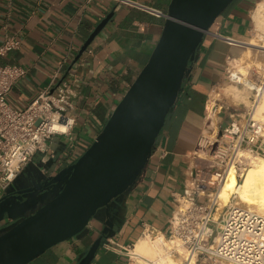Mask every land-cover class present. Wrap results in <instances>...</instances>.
Segmentation results:
<instances>
[{
    "label": "crops",
    "instance_id": "crops-1",
    "mask_svg": "<svg viewBox=\"0 0 264 264\" xmlns=\"http://www.w3.org/2000/svg\"><path fill=\"white\" fill-rule=\"evenodd\" d=\"M129 1L132 4L114 0H0V47L7 38L21 43L17 50L0 57V63L20 65L27 71L8 97L10 106L25 110L58 81L69 80L75 91V145L81 151L88 149L148 64L173 2ZM263 1L235 0L212 26L138 183L92 221L86 236L61 243L30 264H79L110 226L115 236L101 246L92 264H132L130 256L146 230L155 235L168 232L177 201L199 169L201 140H209L228 123L217 99V120L210 118L211 101L229 80L231 63H242L248 52L246 42L253 51L254 13ZM112 12L111 22L74 64L83 45ZM227 39L239 44H230ZM71 145L65 138L52 140L48 151L39 153L17 178V186H31L40 171H47L50 161L58 158L57 172L59 165L65 164ZM4 196L0 188V200ZM12 223L0 220V231Z\"/></svg>",
    "mask_w": 264,
    "mask_h": 264
},
{
    "label": "water",
    "instance_id": "water-1",
    "mask_svg": "<svg viewBox=\"0 0 264 264\" xmlns=\"http://www.w3.org/2000/svg\"><path fill=\"white\" fill-rule=\"evenodd\" d=\"M234 1L173 0L148 64L80 159L59 172L54 169L58 158L52 159L31 186L21 189L16 179L5 190L0 220L13 223L0 231V264H30L61 243L83 238L92 221L138 183L205 37ZM114 15L98 25L74 64ZM110 230L101 232L79 264L95 261L101 246L115 236L113 226Z\"/></svg>",
    "mask_w": 264,
    "mask_h": 264
},
{
    "label": "built area",
    "instance_id": "built-area-1",
    "mask_svg": "<svg viewBox=\"0 0 264 264\" xmlns=\"http://www.w3.org/2000/svg\"><path fill=\"white\" fill-rule=\"evenodd\" d=\"M114 1L131 3L129 0ZM213 36L223 38L220 34ZM227 41L239 44L235 40ZM20 44L7 38L0 47V57L17 50ZM26 74L20 65L0 63V188L4 191L39 153L48 151L49 143L55 138H65L72 143L65 164H60L57 172L74 164L87 150L81 151L75 145L76 119L72 114L75 91L69 80L58 81L25 110L10 106L8 97ZM228 76L231 79L229 72ZM247 83L251 85L248 89L252 101L246 114L233 117L216 141L208 142L203 138L200 142V149L211 151L216 172L207 180L203 178V171L197 170L177 201V209L165 234L166 238L179 240L186 249L184 264H264V217L234 205L227 207L217 221L218 206L212 194L229 168L241 167L244 152L264 157V123L256 116L264 93V76H253L252 80L247 77ZM205 198L208 200L204 201Z\"/></svg>",
    "mask_w": 264,
    "mask_h": 264
},
{
    "label": "bare ground",
    "instance_id": "bare-ground-1",
    "mask_svg": "<svg viewBox=\"0 0 264 264\" xmlns=\"http://www.w3.org/2000/svg\"><path fill=\"white\" fill-rule=\"evenodd\" d=\"M254 19L256 22V33L254 38L257 39L256 41L253 40L251 48L255 49L257 54L254 55L255 58H252V63L255 64L256 67H262L260 66L262 65L260 55L262 56L264 52V1L258 5L254 13ZM245 44L248 47L247 42ZM241 66V62L239 61L231 63L229 72L234 74L233 80H235V82H245L247 87H251V85L247 83V78L243 76L244 72L242 71L243 74H241L242 72L239 73ZM212 105L211 102L210 106L212 107ZM258 112L259 114L261 113L260 116L263 118L262 120H264V93L258 105L257 113ZM210 118L213 119L212 117ZM60 129L63 131L65 130L64 127H60ZM207 138L208 137H205V139ZM199 157L201 156L199 155ZM241 157V167L229 168L219 185L218 192L212 193L214 200L216 194H218V196L222 195L226 182L233 175V182L229 186V189L225 191L224 202L217 203L218 208L215 214V220L217 221L220 219L223 210L229 206H234V203H236L235 206L248 209L264 217V157H256L249 152H244ZM248 163V169L241 170L245 168ZM238 169L240 171H238ZM132 254L134 259L132 264H184L187 259L186 249L179 240L166 238L164 234L155 235L149 232H146L138 241ZM191 264L194 263L192 262Z\"/></svg>",
    "mask_w": 264,
    "mask_h": 264
},
{
    "label": "rangeland",
    "instance_id": "rangeland-1",
    "mask_svg": "<svg viewBox=\"0 0 264 264\" xmlns=\"http://www.w3.org/2000/svg\"><path fill=\"white\" fill-rule=\"evenodd\" d=\"M251 39L254 41H256V39H257V38H254V31H253V34L251 36ZM245 51H246V48L243 49V52H245ZM255 54H257V52H255V49H253V51H252L249 49V46H248V52L245 55L244 59L242 60V63H241L242 66L240 67L241 69L239 70V73H241L242 71L244 72V75H243L244 78L249 77L252 80L253 76H256V78L264 76V69H263L264 68V52L262 54L263 57L260 55V57H261L260 59L262 61V65H260V66H262V67H256L255 64L252 63V58H255V56H254ZM258 63H260V62H258ZM243 72L241 74H243ZM230 74H231V79H234V74H232V73H230ZM231 79L224 81L222 87H219L217 89L216 93L213 95V98H212L213 100L211 101L213 105H212V107H210V111H211L210 115L212 118L215 119V121L217 120L216 111H215L216 99L219 100L218 101L219 105L223 106V110H222L223 116H225V115L228 116V120L226 119L228 122L233 117L236 118V117L244 116L246 114V112L248 111V108L251 106L252 93L248 89L245 82H241V81L235 82V80H231ZM254 79H255V77H254ZM241 83L245 84V86L241 85ZM260 114L258 112V113H256V116L258 119H260L264 123V120H262L263 118L260 116ZM222 130H223V128H219L218 130H216L213 133V136L207 141L208 142L216 141V139H218V137L221 135ZM210 152L211 151L209 149L208 150L205 149L204 151L202 149H200L201 159L198 162L199 168L203 171V178H205L207 180L211 179L212 174L216 172V169H213V156H212V153H210ZM248 166H249V163H248V165H246V167H245L246 169L243 168L241 170H247ZM238 171H240V170L238 169ZM243 174H244V172H243ZM232 182H233V175L226 182L223 194L220 196H218V194L215 195L214 201L216 203L224 202L225 191H226V189H229V186L232 184ZM219 185L220 184H216V187L213 190L214 193L218 192ZM217 197H218V201H217ZM207 200H208V198L204 199V201H207ZM234 205H236V203H234ZM226 210H227V208L224 209L223 212H225Z\"/></svg>",
    "mask_w": 264,
    "mask_h": 264
}]
</instances>
